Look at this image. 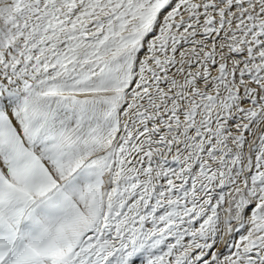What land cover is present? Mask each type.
<instances>
[{
	"label": "snow or ice",
	"instance_id": "1",
	"mask_svg": "<svg viewBox=\"0 0 264 264\" xmlns=\"http://www.w3.org/2000/svg\"><path fill=\"white\" fill-rule=\"evenodd\" d=\"M0 264H264V0H0Z\"/></svg>",
	"mask_w": 264,
	"mask_h": 264
}]
</instances>
